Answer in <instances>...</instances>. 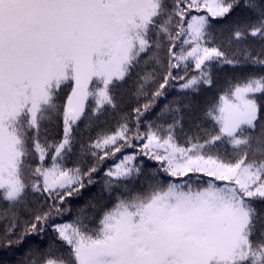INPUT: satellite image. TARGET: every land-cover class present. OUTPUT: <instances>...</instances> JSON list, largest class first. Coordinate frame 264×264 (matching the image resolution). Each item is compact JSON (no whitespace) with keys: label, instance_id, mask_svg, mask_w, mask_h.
Masks as SVG:
<instances>
[{"label":"snow or ice","instance_id":"snow-or-ice-1","mask_svg":"<svg viewBox=\"0 0 264 264\" xmlns=\"http://www.w3.org/2000/svg\"><path fill=\"white\" fill-rule=\"evenodd\" d=\"M222 65L239 75L199 108ZM129 81L147 97L133 127L122 117L93 137ZM134 141L168 179L122 153ZM117 153L98 223L94 205L56 222ZM0 223L17 264H264V0H0Z\"/></svg>","mask_w":264,"mask_h":264},{"label":"trees","instance_id":"trees-1","mask_svg":"<svg viewBox=\"0 0 264 264\" xmlns=\"http://www.w3.org/2000/svg\"><path fill=\"white\" fill-rule=\"evenodd\" d=\"M241 11L237 10L236 16L240 15ZM216 27L218 29H222L226 27L225 22H215ZM227 31H218L217 32V42L228 47L227 44ZM247 44H253L255 47H259L258 42L253 41L251 38L247 41ZM244 45H236L235 43L231 45V49L242 48ZM250 70V69H248ZM259 71V69H256ZM214 73V80H215V87L212 89H208L207 86L201 91L199 95L193 97L195 103L199 108H203L207 103L214 101L218 94L220 93V89L227 86V83L232 81L236 76L239 75V71L237 69H233L232 66L229 65H222L216 66L213 68ZM194 74L193 72H189V75ZM181 75L183 73L181 72ZM180 83L179 81L177 84ZM136 84L134 81H129L119 90V110L111 112L106 118V125H101L100 127L96 128L91 135L94 137L97 131H113L117 125V122L121 120L122 117H128L129 127H133V118L135 116L134 109L136 107L141 106L143 103L147 101V97L140 95L137 96L136 93ZM149 91V95H150ZM178 95L177 87L173 86L170 88L164 97L158 98L155 107L152 109L153 114H146L148 115L149 121H156L157 115H159V111ZM161 122V121H157ZM144 129V124H141V130ZM186 132L191 134L187 123H185ZM179 133V130H178ZM60 137V130L57 128L54 130L53 138L59 139ZM178 139L182 142V136L178 134ZM135 147L133 148H125L122 150L124 155L136 153V161L135 163L142 169V171L146 174H155L158 175L162 180L168 179L166 175L163 173L161 169L160 162L151 160L148 157H145L139 154V149L142 144L140 141H134ZM79 146L74 149V152H79ZM122 153H117L115 158L106 159L103 164L99 167L97 173L93 174V183L91 185H87L84 189L81 190L79 195H73L66 199L65 204L63 207H67L70 209L69 212L65 213L61 217L56 218V222H71L75 219L80 209H88L89 205L95 206V211H89L87 215L94 220V222L98 223V219L100 217L101 209L105 204H110L111 201L107 194L103 197L101 196L102 186L107 179L104 175L105 171L112 167L115 163L119 162V158L121 157ZM79 156H73L68 161V167H72L73 164L79 159ZM84 160L87 164L82 165V167H86L87 165L93 163V160L89 156H85ZM144 177H141V181H143ZM122 187V186H120ZM118 194V193H117ZM49 203H51L49 201ZM33 208H38V204L32 205ZM31 214H26L22 216V221L30 220ZM3 237V224L0 223V238ZM55 239V233L51 231V229H46V232L39 237L33 239L32 244L40 245L44 247L48 244L49 241ZM59 242H57L58 244ZM23 249H5L0 247V264H17V262L22 258Z\"/></svg>","mask_w":264,"mask_h":264}]
</instances>
